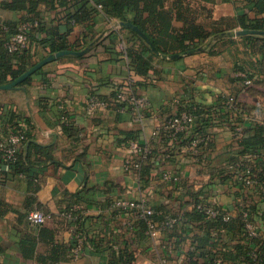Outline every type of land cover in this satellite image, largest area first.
Here are the masks:
<instances>
[{
	"label": "crops",
	"instance_id": "crops-1",
	"mask_svg": "<svg viewBox=\"0 0 264 264\" xmlns=\"http://www.w3.org/2000/svg\"><path fill=\"white\" fill-rule=\"evenodd\" d=\"M165 8L175 34L195 24L235 35L213 42V52L206 49L177 59L159 56L155 70L144 78L131 73L122 47L133 44L131 29L118 27L115 45L108 32L85 55L61 56L42 73H34L29 84L0 89V130L16 114L14 119L49 154L33 155L30 161L38 165L29 173L9 178L0 173V264H112L114 253L126 250L134 253L135 264H204L210 255L235 264L246 245L237 212L244 196L252 201L259 243L264 244V151L244 153L242 137L227 123L208 127L204 159H192L186 146L164 145V136L154 134L191 104L213 106L223 96L235 98L245 122L264 124L263 40L251 44L245 35H236L258 12L246 0H165ZM0 15L8 27L0 26V41L27 19L35 20L26 62H40L49 54L43 40L62 35L69 46H78V40L88 46L118 21L101 11L89 29L70 24L48 0H3ZM116 84L150 99L144 128L133 122L130 108L119 109L116 103L88 110L94 94L113 100ZM65 122L72 126V136L65 132ZM131 141L152 150L139 171L123 166L132 154ZM23 149L27 153L28 147ZM237 163L253 169L261 180L258 186L247 190L237 182L230 167ZM168 174L177 180L166 179ZM142 199L151 204L156 220L178 221L153 238L143 219L122 203ZM200 204L219 206L232 218L205 219L197 213ZM35 208L51 218L33 225L27 214ZM80 214L86 236L78 250Z\"/></svg>",
	"mask_w": 264,
	"mask_h": 264
},
{
	"label": "trees",
	"instance_id": "trees-1",
	"mask_svg": "<svg viewBox=\"0 0 264 264\" xmlns=\"http://www.w3.org/2000/svg\"><path fill=\"white\" fill-rule=\"evenodd\" d=\"M246 1L248 6H252L257 10L258 15L253 20L248 19L245 21L243 23V29L264 30V0ZM48 2L54 9L58 10V14L61 19L66 20L70 24L78 23V25L84 26L87 29L92 27L96 16L101 11L110 21L118 20L131 22L139 27L150 38L161 54L166 55L184 53L198 48H201L202 50H212L214 47L213 42L215 43L224 37H232L235 35L233 31L210 32L195 24L188 25L181 32L175 34L172 32L171 15L165 8V0H48ZM99 5L102 6L101 9L99 8ZM26 22L31 24V29L29 30L28 48L17 52L8 51L5 47L6 40L17 33L19 27ZM23 23L17 27L16 31L11 36L0 41V84H8L15 81L24 72L38 63L33 62L32 60L26 62V55L31 52L32 32L36 26L35 20L27 19ZM0 26L7 27L3 25V22ZM110 32L111 33L108 38L115 45L113 41H116L117 34H115V30ZM131 32L134 36V42L132 45L124 49L129 59L130 71L132 74L146 78L152 71L155 70L154 61L159 58V56L151 50L147 42L137 32L134 30H131ZM86 35L90 36V33L87 31ZM259 37L263 40L261 56L262 60H264V35L260 36L248 34L244 36V38L249 40L251 44ZM93 40L94 38L90 36V41ZM43 44L48 53L51 54L62 50H82L87 43L82 42V40H78V46H69L66 42L65 36L61 35L57 38L52 37L46 41L43 40ZM113 48H115V46ZM122 53L123 52H119V55ZM47 56L44 55V57ZM21 58H24L25 62H22V65H19L18 68H15L14 62H19ZM43 71L44 67L38 70L35 74L42 73ZM31 79L32 76L28 77L18 86H25L29 84ZM112 97L113 100H115L114 92ZM226 99L227 96H223L220 103L213 106H195L191 104L188 108H186V110L195 118L194 126L190 133L182 135L179 142L173 144L177 147L185 146L188 144L189 140H191V138L198 133L207 134L210 137L208 127L212 125L227 123L234 128L236 124H241L244 126L245 131L244 136H242L241 139V144L244 147V153H262V151H264V124H252L245 122V120L242 119L240 112H238V115L235 116L228 108H226ZM44 100V97H42L41 101H43V103ZM116 104L118 107L122 106L121 103L116 102ZM236 104L239 106V103ZM63 114V111L60 110L59 115L62 116ZM12 115L13 119L11 118L8 124L4 126V128H1L0 133H3L6 136L9 132L18 133L17 131H20L25 135V140L22 145L28 147V151L26 153V149L21 150L20 148L15 157L8 160L5 156L4 150L0 147V173L5 178H9L20 173H29L32 167H36V165H38L30 161V158L33 155L39 156L41 154H47L49 156L48 147L36 143L33 140L31 131L20 126L19 120L14 119L16 114ZM63 127L65 132L70 133V136L73 135V128L69 123L65 122ZM164 141H166L164 145H168L169 142L167 139ZM259 181L261 180L259 179ZM79 196L81 197L82 194L80 193ZM82 217L83 216H81V214L78 216V223L80 224V226L78 224V232H81L84 236H86V232H84L81 227ZM218 221H221V219ZM143 223L145 224V227L148 228L147 220L143 219ZM92 241L93 245H96L97 241ZM99 241L100 240H98V243ZM254 243L255 242H251L249 245L247 244L241 247L239 259L247 256V254L253 249ZM259 252L262 254L260 264H264V244L261 245ZM214 258L215 257L213 255L208 256V258H206V263L204 264H208ZM112 264H135V255L130 250L119 253L116 252L114 253Z\"/></svg>",
	"mask_w": 264,
	"mask_h": 264
},
{
	"label": "built area",
	"instance_id": "built-area-1",
	"mask_svg": "<svg viewBox=\"0 0 264 264\" xmlns=\"http://www.w3.org/2000/svg\"><path fill=\"white\" fill-rule=\"evenodd\" d=\"M3 0H0V4ZM101 9L102 6L99 5ZM2 23V17L0 15V24ZM31 29V24L26 22L23 23L17 33L12 35L5 42V47L10 52H17L28 48L29 46V30ZM125 49V43L122 44ZM251 80H246V83H251ZM115 93V100L102 99L96 95H92L87 104L89 111H94L100 108H107L113 106L114 103H121L122 106L119 109L130 108L132 113L133 122L138 123L143 128L145 127L146 112L151 107V101L147 96H141L135 93L131 88L116 84L113 89ZM236 100L233 96H227L225 101L226 108L232 112L235 116L238 112L241 113L239 107L236 104ZM235 120V118H234ZM195 118L187 110H181L180 112L170 116L161 127L157 129L154 134L156 136H164V140L167 139L169 143H178L182 135L188 134L192 131L194 126ZM234 134L236 137L241 138L243 136V127L241 124H236L234 126ZM209 136L207 134H195L188 144L185 145L188 149L189 156L192 159L205 158L206 154L203 153V149L209 143ZM25 140V135L23 133H11L6 134L0 133V147L4 150L5 156L8 160L13 159L19 149L21 148ZM163 140V143L166 141ZM129 148L132 154L127 156L124 160V169L126 171H139L141 170L144 161H146L152 150L148 144H142L138 141H131ZM234 169L236 174V180L241 183L243 188L249 190L250 187L258 186L259 179L253 172L250 166L243 167L241 163H237L230 166ZM7 168V167H6ZM166 179L177 180L176 176L165 175ZM260 187V186H259ZM264 192V188H263ZM252 201L247 199L245 196L242 198L238 204L237 212L241 218L244 243L249 245L251 242L254 243L253 249L247 254V256L241 257L235 264H260L262 260V254L259 252L260 249V228L257 223L254 211L252 209ZM125 206L130 208L138 218L147 220V231L153 238L158 237L160 234L164 233L168 228L173 226L178 218L168 217L161 221L154 218V209L147 200H130L127 202H122ZM197 213L202 215L205 219L218 220L221 219L223 222H228L231 220L232 215L222 209L219 206L213 204H200L197 207ZM28 220L33 225L44 224L51 215L44 212L41 209H33L28 213ZM84 243V235L78 232V250H80L81 245ZM208 264H233L227 259L217 256Z\"/></svg>",
	"mask_w": 264,
	"mask_h": 264
},
{
	"label": "water",
	"instance_id": "water-1",
	"mask_svg": "<svg viewBox=\"0 0 264 264\" xmlns=\"http://www.w3.org/2000/svg\"><path fill=\"white\" fill-rule=\"evenodd\" d=\"M118 27H124L129 28L131 30H134L137 32L150 46L151 50L157 55L161 56L163 58H169V59H177L181 58L187 55L194 54L196 52L202 51L201 48L190 50L184 53H177V54H161L159 50L156 48V46L153 44V42L150 40V38L136 25H134L131 22L127 21H117L113 24V26L105 33L100 35L97 39H95L91 44L83 48L82 50H62L55 53L49 54L47 57L42 59L40 62L35 64L33 67H31L29 70L24 72L21 76H19L15 81L8 83V84H0V89H13L17 87L20 83L25 81L28 77L32 76L34 73H36L38 70L43 68L45 65L49 64L50 62H53L64 55H75V56H83L86 53H88L91 48L98 43L100 39H102L103 36H105L108 32L118 28ZM248 34H255V35H264V30H254V29H241L236 31L237 36H243Z\"/></svg>",
	"mask_w": 264,
	"mask_h": 264
}]
</instances>
